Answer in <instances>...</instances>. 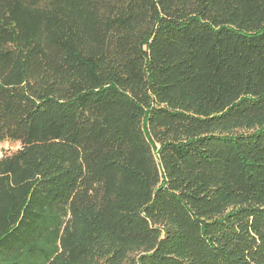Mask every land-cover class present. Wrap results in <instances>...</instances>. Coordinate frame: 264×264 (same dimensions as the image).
<instances>
[{"label":"trees","instance_id":"obj_1","mask_svg":"<svg viewBox=\"0 0 264 264\" xmlns=\"http://www.w3.org/2000/svg\"><path fill=\"white\" fill-rule=\"evenodd\" d=\"M0 264H264V0H0Z\"/></svg>","mask_w":264,"mask_h":264},{"label":"rangeland","instance_id":"obj_2","mask_svg":"<svg viewBox=\"0 0 264 264\" xmlns=\"http://www.w3.org/2000/svg\"><path fill=\"white\" fill-rule=\"evenodd\" d=\"M19 148V145L14 142L4 141L0 142V158L8 153H12Z\"/></svg>","mask_w":264,"mask_h":264}]
</instances>
